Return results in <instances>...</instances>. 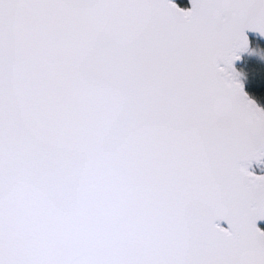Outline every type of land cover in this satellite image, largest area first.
I'll return each instance as SVG.
<instances>
[{
    "label": "snow or ice",
    "instance_id": "6c2138e0",
    "mask_svg": "<svg viewBox=\"0 0 264 264\" xmlns=\"http://www.w3.org/2000/svg\"><path fill=\"white\" fill-rule=\"evenodd\" d=\"M190 4L0 0V264H264V0Z\"/></svg>",
    "mask_w": 264,
    "mask_h": 264
},
{
    "label": "trees",
    "instance_id": "16d2710c",
    "mask_svg": "<svg viewBox=\"0 0 264 264\" xmlns=\"http://www.w3.org/2000/svg\"><path fill=\"white\" fill-rule=\"evenodd\" d=\"M179 5L185 4V0H175ZM246 77V90L255 96L251 88V81L259 74L264 73V42L256 38L249 39V50L241 55V60L235 65ZM264 105V100L260 101ZM264 229V224H262Z\"/></svg>",
    "mask_w": 264,
    "mask_h": 264
},
{
    "label": "water",
    "instance_id": "95a60500",
    "mask_svg": "<svg viewBox=\"0 0 264 264\" xmlns=\"http://www.w3.org/2000/svg\"><path fill=\"white\" fill-rule=\"evenodd\" d=\"M174 3H176L179 7L183 8V9H189V8H191L190 0H185V6H181V5H179L175 0H174ZM246 35H247V37H248V40H249L250 38H256V39H258V40L264 42V37H261L258 33L250 32V31H246ZM242 54H243V53H241L240 56H241ZM240 60H241V59H240ZM240 60L236 61V64H237ZM236 64H235V65H236ZM255 163H256L255 161L252 162L251 167H252V165L255 164ZM251 167H250L249 170L252 171V172H254L256 175H264V172L253 171V170H251ZM220 224H221L222 227H225V228L227 227V224H226L225 222H223V221H221ZM262 224H264V220H258V221H257V227H259L261 230H264L263 227H262Z\"/></svg>",
    "mask_w": 264,
    "mask_h": 264
},
{
    "label": "rangeland",
    "instance_id": "374dc122",
    "mask_svg": "<svg viewBox=\"0 0 264 264\" xmlns=\"http://www.w3.org/2000/svg\"><path fill=\"white\" fill-rule=\"evenodd\" d=\"M251 170L264 172V161H262L260 164H253Z\"/></svg>",
    "mask_w": 264,
    "mask_h": 264
},
{
    "label": "flooded vegetation",
    "instance_id": "af4514ba",
    "mask_svg": "<svg viewBox=\"0 0 264 264\" xmlns=\"http://www.w3.org/2000/svg\"><path fill=\"white\" fill-rule=\"evenodd\" d=\"M181 6H185V4L181 5Z\"/></svg>",
    "mask_w": 264,
    "mask_h": 264
}]
</instances>
